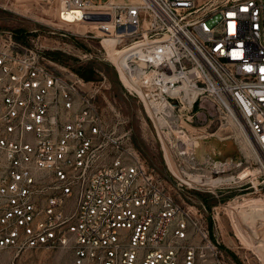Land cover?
Here are the masks:
<instances>
[{
  "label": "built area",
  "instance_id": "2783aa9c",
  "mask_svg": "<svg viewBox=\"0 0 264 264\" xmlns=\"http://www.w3.org/2000/svg\"><path fill=\"white\" fill-rule=\"evenodd\" d=\"M77 11L70 25L93 21L102 40L114 38L125 94L179 167L194 169L195 141L212 135L202 132L210 103L241 122L264 170V0H57L60 22ZM230 166L216 161L212 173ZM204 211L178 201L129 130L106 122L93 88L0 29V254L68 248L72 264H230Z\"/></svg>",
  "mask_w": 264,
  "mask_h": 264
},
{
  "label": "rangeland",
  "instance_id": "374dc122",
  "mask_svg": "<svg viewBox=\"0 0 264 264\" xmlns=\"http://www.w3.org/2000/svg\"><path fill=\"white\" fill-rule=\"evenodd\" d=\"M0 29L24 32V45L37 50L51 68L66 77L93 84L97 104L106 122L115 125L117 131L129 130L132 145L174 197L178 201L184 199L204 205L206 217L212 220V236L222 246L224 258L230 264H264V239L256 240L252 232L264 230V226L259 229L242 219V212L256 204L263 205L264 209V170L250 149L254 146L248 134L250 144L244 143L237 125L230 118L206 103L205 115L213 122L204 126L202 132L212 135L195 141V168L187 171L178 166L182 158L174 157L166 142L160 143L153 135L142 104L125 94L110 60L112 52L119 47L117 44L111 47L93 26L61 23L57 0H0ZM162 145L166 147V154ZM216 161L230 162V170L212 173V164ZM244 167L254 173L214 187L196 185L185 175L188 172L212 177L236 176ZM179 182L189 185L181 190ZM0 264H72V259L68 248H40L18 255L1 253Z\"/></svg>",
  "mask_w": 264,
  "mask_h": 264
},
{
  "label": "bare ground",
  "instance_id": "6f19581e",
  "mask_svg": "<svg viewBox=\"0 0 264 264\" xmlns=\"http://www.w3.org/2000/svg\"><path fill=\"white\" fill-rule=\"evenodd\" d=\"M80 15H81V12H79V11L75 12L73 15L71 13H67L65 15V17H66L68 22H65V23L63 22V23L65 25H67V26H70L69 22H72L75 19V17H77L79 19ZM94 24H95V22H93V21L82 20L80 26H83V27L84 26H87V27L89 26V27H91ZM85 32H88V30H85ZM106 41H107V44H109L111 47L113 46V44L115 42L114 38L110 39V40H106ZM75 80L79 84V86H81V87L93 88V84L91 82H84L81 79H75ZM234 123L237 125V127H238L237 129L242 134L244 143H246V144L249 143L250 144L248 136H247V133H246L243 125L240 124L237 121L234 122ZM250 149H252V151H254L255 155L258 156V153L254 149V147H252V148L250 147ZM253 173L254 172H252L248 167H244L243 169H241L238 172V174L236 176L231 174V175H223V176L221 175V176H217V177H212V176H209V175H206V174H199L198 173V174L189 175V177H190L189 180L191 182L196 183V185L214 187V186H216L218 184H221L223 182L234 181L236 179H244V178L248 177L249 175H251ZM256 207H258V208H256ZM242 213H241L242 214V219L244 221L251 222L250 226L254 225L255 227H259V229H261V226L262 227L264 226V209H263V205L256 204L254 208L248 209V210H244V212H242ZM252 232L255 235V237H256L255 239L256 240H263L264 239V230L257 231V229H254Z\"/></svg>",
  "mask_w": 264,
  "mask_h": 264
},
{
  "label": "trees",
  "instance_id": "16d2710c",
  "mask_svg": "<svg viewBox=\"0 0 264 264\" xmlns=\"http://www.w3.org/2000/svg\"><path fill=\"white\" fill-rule=\"evenodd\" d=\"M14 34H15V36H17L19 38H22L25 35L24 32H14ZM208 226H209L210 235L212 236V220L211 219H208Z\"/></svg>",
  "mask_w": 264,
  "mask_h": 264
},
{
  "label": "water",
  "instance_id": "95a60500",
  "mask_svg": "<svg viewBox=\"0 0 264 264\" xmlns=\"http://www.w3.org/2000/svg\"><path fill=\"white\" fill-rule=\"evenodd\" d=\"M100 18H102V17H100Z\"/></svg>",
  "mask_w": 264,
  "mask_h": 264
}]
</instances>
